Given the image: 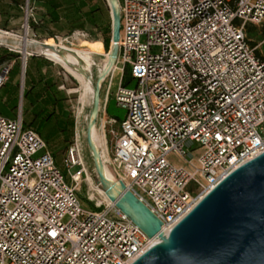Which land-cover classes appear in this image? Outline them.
Returning a JSON list of instances; mask_svg holds the SVG:
<instances>
[{
  "label": "built area",
  "instance_id": "1",
  "mask_svg": "<svg viewBox=\"0 0 264 264\" xmlns=\"http://www.w3.org/2000/svg\"><path fill=\"white\" fill-rule=\"evenodd\" d=\"M117 1L114 99L126 116L108 117L118 129L107 131L106 123L105 138L114 142L101 158L113 182H123L169 234L264 153V40L248 35L249 26L264 29V0ZM29 4L25 29L38 22ZM126 66L134 88L122 86ZM90 163L97 179L77 134L59 166L47 142L24 127L21 108L0 113V264H133L156 245L160 233L149 238L109 199L89 195L83 204Z\"/></svg>",
  "mask_w": 264,
  "mask_h": 264
},
{
  "label": "water",
  "instance_id": "2",
  "mask_svg": "<svg viewBox=\"0 0 264 264\" xmlns=\"http://www.w3.org/2000/svg\"><path fill=\"white\" fill-rule=\"evenodd\" d=\"M108 3L113 26L109 60L115 65L121 23L118 1L108 0ZM38 46L30 50L35 52ZM41 47L48 49L46 45ZM101 79L95 87L87 137L98 174L96 181L117 208L149 238H154L161 232L163 223L123 182L106 178L100 150L93 143L92 130L100 112ZM159 241L133 264H264V153L231 173L169 234L160 233Z\"/></svg>",
  "mask_w": 264,
  "mask_h": 264
},
{
  "label": "trees",
  "instance_id": "3",
  "mask_svg": "<svg viewBox=\"0 0 264 264\" xmlns=\"http://www.w3.org/2000/svg\"><path fill=\"white\" fill-rule=\"evenodd\" d=\"M26 1L9 0V3L0 1V29L15 33L23 27L22 13ZM89 1L93 2L94 0ZM30 2L33 5L36 2L49 3L51 9L48 11L47 16L51 18V22L54 24L60 21V12L57 11L62 10L66 5L67 10L71 12L66 15L67 18L69 17V20L75 22L68 32L56 33L48 32L45 29V21L42 19L38 22L30 21V30L39 40L69 37L73 33L84 31L87 26H90L93 31L97 32L98 36L94 38L95 41L103 43L106 51L110 52L113 26L106 3L100 1L97 7L91 10L85 22L82 16L77 13V0H30ZM248 35L252 39L264 40V29L259 32L257 28L249 26ZM6 63L11 65L7 81L0 87V101L12 112L16 111L24 80V127L43 136L57 164L62 165L65 153L75 141L76 124L74 117L64 118L63 116L67 108V99L60 89L59 77L54 73L51 61L44 56L33 55L28 57L24 68L19 53L0 47V64ZM136 84L137 81L133 79L130 67L126 66L122 86L134 88ZM115 110H118V113L115 114ZM106 114L118 122H122L126 116V112L120 108L118 109L115 99L111 97H109L106 106Z\"/></svg>",
  "mask_w": 264,
  "mask_h": 264
},
{
  "label": "rangeland",
  "instance_id": "4",
  "mask_svg": "<svg viewBox=\"0 0 264 264\" xmlns=\"http://www.w3.org/2000/svg\"><path fill=\"white\" fill-rule=\"evenodd\" d=\"M105 2L111 15L109 3L107 0H105ZM29 3H30L29 4L30 8L31 9L33 8L32 10L35 18L37 20H40L39 10L36 8V6H34L30 2V0ZM22 16H23L22 24L24 25L28 21L27 19L28 15L26 9L23 10ZM25 30L26 29L24 27H21L18 32L15 33L8 32L19 36L17 38L19 40H16L15 43L16 46L13 47L11 43L9 42L5 43V41H2L3 33L1 32L2 31L7 32V31L0 29V39H1L0 47H5L13 52L19 53L21 55V60L24 66H25L24 55L19 49L22 48L24 44H27L29 47L34 48L36 44L49 45L52 41L58 43L59 39L62 38L69 39L67 42V48L62 49V51L64 52V56L59 55L56 58L52 53H49L50 51H46L45 49H42L41 46L36 47L35 52L33 51L32 55L33 53H35L40 56H44L46 59H49L51 61V67L54 73L56 74V76L59 77L58 81H59L60 89L63 91L67 99L66 106L68 108L69 114L72 117H74L76 124L75 130L77 131L78 134L77 135L78 141L83 147L84 151L90 155H91V151L88 147V141H87L88 129L91 122V113L93 112V108H94L95 87L98 86V83L103 76V78L101 79L102 80L101 90L98 96L101 111L99 112L96 118V126H94L92 130V140L97 132L99 136L101 135L104 138L103 147L101 148L103 149V152L101 154L103 155L104 160H108L107 152H109V149L112 148V144L114 140L111 139L108 132H107L108 143L105 138V129H104L106 127L105 116H107L108 118V115L104 114L103 107L106 102L108 92L110 91L109 97L114 98V94L119 85L121 72L119 70L120 65H118V61H116L115 65L110 64L109 53L106 51L103 43H101L100 41H95L94 38L97 37L98 35L97 32L93 31L92 29H89L88 31H79L81 32L80 34L78 32H75L69 37H57L53 39H42V40H39L37 37H35L32 30L28 29L29 30V33L27 32L28 34L26 33ZM100 38L102 37L100 36ZM255 41L256 44H260L263 40L260 41L258 39H255ZM262 50L264 52V45L262 46ZM82 60L84 62H81ZM10 65L11 64L9 63L0 64V73L6 67H10ZM69 68L75 69L76 73L72 72ZM109 73H112L113 75L112 74L109 75ZM83 87H89L91 89L90 103L89 105H86L84 108L82 104ZM23 88L24 85L22 84V89ZM0 113L6 117H11L12 114L11 111L7 108V106L3 102L0 103ZM116 113H118V110H115V114ZM110 128H114L115 130H117L118 126L112 124L110 121H107V131H109ZM96 140L97 137L95 141ZM101 149L99 150L101 151ZM170 160L172 162H176L173 158H171ZM78 169L79 167H75L72 170V172H76ZM87 169L88 171H90L89 172L90 182L88 183L86 180H83L81 197L83 198V204L88 206L90 204L87 203V197L93 193L92 187L96 190V192H98V190L95 188V184H94L96 183V175L93 176L94 182L91 177V173L93 174V167L91 163L88 165ZM108 171L110 172L109 169ZM105 173L106 172L104 171V174ZM97 198L100 199V197Z\"/></svg>",
  "mask_w": 264,
  "mask_h": 264
},
{
  "label": "crops",
  "instance_id": "5",
  "mask_svg": "<svg viewBox=\"0 0 264 264\" xmlns=\"http://www.w3.org/2000/svg\"><path fill=\"white\" fill-rule=\"evenodd\" d=\"M6 3H9V0H0ZM78 4H77V8H78V15L82 16V19L86 22L90 12L92 9H94L95 7H97L98 3L101 1L103 3H106L105 0H94L93 2H90L89 0H77ZM34 6H36V8L39 10V15H40V19L45 21V29L48 32H56V33H66L71 29L72 24H74L75 22L69 20L67 18V14L71 13L70 11L67 10V6L64 5V7L62 8V10H58L57 12H60V21L58 23H52L51 22V18L49 16H47L48 11L51 9V5L47 2H36L34 4ZM73 13V12H72ZM74 14V13H73ZM89 29H92L90 26H87L85 28L84 31H88ZM23 85H24V80H23ZM23 91L24 88H21V95H20V99H19V103H18V107L16 109V111L12 112L11 111V117L15 115V113L18 111V109H22V112L24 114V100H23ZM0 103H2L0 101ZM64 118H68L69 116H71L69 114L68 108H66L64 114H63ZM109 117V116H108ZM80 134V133H79ZM75 136H76V130H75ZM43 139L44 137L41 136ZM45 140V139H44ZM71 147V146H70ZM69 147V148H70ZM69 150V149H68ZM68 152V151H67ZM67 152L65 153L64 157L66 156ZM63 157V159H64ZM63 162V161H62Z\"/></svg>",
  "mask_w": 264,
  "mask_h": 264
},
{
  "label": "bare ground",
  "instance_id": "6",
  "mask_svg": "<svg viewBox=\"0 0 264 264\" xmlns=\"http://www.w3.org/2000/svg\"><path fill=\"white\" fill-rule=\"evenodd\" d=\"M26 33L29 32L28 29L25 30ZM3 33V37H2V41H5L6 42H9L13 45V47H15V43H16V40H19L17 39L19 36L15 35V34H12V33H8V32H1ZM28 34V33H27ZM1 40V39H0ZM69 39H65V38H62V39H59L58 43L57 42H54L52 41L49 45L47 44H40V46L42 45H46L48 46V49H45L46 51H50L49 53H52L56 58L59 56V55H63L64 56V52L62 51V49H66L67 48V42H68ZM26 41V40H25ZM4 43V44H5ZM23 43V42H22ZM19 45V44H18ZM21 50V52L23 53V55L26 57L32 55V52L30 49H33L31 47H29L27 44H24L22 46V48H19ZM19 51V50H18ZM45 53V52H44ZM35 54V53H33ZM38 55V54H37ZM44 55V54H43ZM47 56V55H46ZM55 59V58H54ZM60 62V61H59ZM81 62H84L83 60ZM65 64V63H64ZM87 64V63H86ZM66 66V65H65ZM70 66V65H69ZM74 66V65H72ZM70 69V68H69ZM72 72L76 73V70L75 69H70ZM85 77V76H84ZM85 79V78H84ZM87 80V79H86ZM84 81V80H83ZM89 86V85H88ZM83 90V95H82V104H83V108L86 106V105H89L90 103V94H91V89L89 87H83L82 88ZM106 118V123H107V120L108 118ZM76 134H77V131H76ZM78 135V134H77ZM98 132L94 135L93 137V143L94 145L96 146V148L98 149H101L103 147V143H104V138L100 135H98ZM97 137V140L95 141ZM102 158H103V155H102ZM104 171L106 172L105 173V176L107 179L109 180H112L114 181L113 179V175L111 172L108 171V168L106 165H104ZM92 177V175H91ZM89 182H90V178H89ZM92 187V186H91ZM96 188V186H95ZM97 189V188H96ZM92 190H93V193L91 194V197L92 198H97V197H101V201H107L109 202V200H107V196L104 194V191L102 189H97L98 192H96V190L92 187ZM160 241H155L154 240V244H157L159 243Z\"/></svg>",
  "mask_w": 264,
  "mask_h": 264
}]
</instances>
